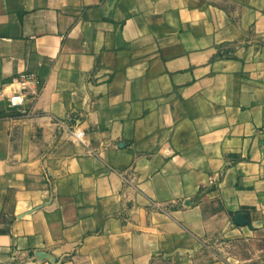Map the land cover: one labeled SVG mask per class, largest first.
Masks as SVG:
<instances>
[{
    "label": "crops",
    "instance_id": "0c3cea01",
    "mask_svg": "<svg viewBox=\"0 0 264 264\" xmlns=\"http://www.w3.org/2000/svg\"><path fill=\"white\" fill-rule=\"evenodd\" d=\"M0 87V264H264V0H0Z\"/></svg>",
    "mask_w": 264,
    "mask_h": 264
},
{
    "label": "built area",
    "instance_id": "2783aa9c",
    "mask_svg": "<svg viewBox=\"0 0 264 264\" xmlns=\"http://www.w3.org/2000/svg\"><path fill=\"white\" fill-rule=\"evenodd\" d=\"M33 79L35 78V75L31 72H23L20 73L17 77L14 78V80L23 83L28 79ZM26 90L23 88L21 91H17V92H12L9 94H6L3 91V88L0 87V102L3 101L5 102L6 106L9 109H13L16 111H23V104H24V100L26 97ZM72 135L76 138V139H81L82 136V132L81 131H75L74 133H72Z\"/></svg>",
    "mask_w": 264,
    "mask_h": 264
},
{
    "label": "rangeland",
    "instance_id": "374dc122",
    "mask_svg": "<svg viewBox=\"0 0 264 264\" xmlns=\"http://www.w3.org/2000/svg\"><path fill=\"white\" fill-rule=\"evenodd\" d=\"M206 1L212 2L213 0H206ZM220 9L230 19H231V16H232V19L234 20L235 19L234 16L238 15V22L237 23H226V24H223V25H214L215 31L226 30V29L228 30L230 25L232 24L233 28H236V30L238 32L246 33L247 29H250L251 27L255 26L254 24H251V23H249V24L248 23H241V17H240L241 15L251 14L253 11L257 12L258 10L255 9V8L238 7L237 9H230V8L222 7ZM231 10H232V12H231ZM205 11H207V10H205Z\"/></svg>",
    "mask_w": 264,
    "mask_h": 264
}]
</instances>
